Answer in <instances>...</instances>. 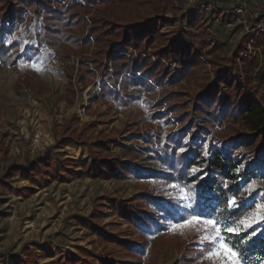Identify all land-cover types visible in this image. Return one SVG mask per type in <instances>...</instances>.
Masks as SVG:
<instances>
[{
	"label": "rangeland",
	"instance_id": "rangeland-1",
	"mask_svg": "<svg viewBox=\"0 0 264 264\" xmlns=\"http://www.w3.org/2000/svg\"><path fill=\"white\" fill-rule=\"evenodd\" d=\"M152 2L133 19L159 18L154 26L161 40L155 46L167 45L173 36L193 34L205 59L194 75L182 76L175 60L172 66L179 78H167L163 87L147 89L129 83L124 75L109 81L114 69L108 63L106 69L99 50L116 44L111 35L104 38L108 43L93 42L84 54L67 46L54 50L44 43L36 59L16 65L0 61V179L10 166L25 168L48 149L78 164L64 172L67 182L34 187L29 197L16 193L31 187L19 174L4 179L0 264H212L204 259L209 247L201 239L204 233L169 231L194 209L211 213L197 203L192 190L180 185L172 162L171 139L179 140L173 144L177 148L191 140L188 125L177 120L184 112L198 120L196 139L207 155L222 152L238 158L241 173L249 178L246 188L264 181V136L256 137L242 124H215L197 103L211 86L227 92L219 80L223 74L240 82L236 85L243 98L250 81L264 90V40L258 49L252 45L263 33L264 12L252 8L245 16L237 14L243 0ZM17 8L21 20L12 38L34 44L41 17ZM98 8L100 17L111 19L104 5L86 10L87 18L98 15ZM240 48L247 49L241 54L247 62L235 60ZM137 55L130 49L129 56ZM171 106L185 110L171 113ZM143 195L156 196L158 202L142 204ZM185 195L191 199L185 200ZM249 197L256 205L264 203V186ZM125 202L135 206L130 217L121 211ZM248 230L264 235V221Z\"/></svg>",
	"mask_w": 264,
	"mask_h": 264
},
{
	"label": "trees",
	"instance_id": "trees-1",
	"mask_svg": "<svg viewBox=\"0 0 264 264\" xmlns=\"http://www.w3.org/2000/svg\"><path fill=\"white\" fill-rule=\"evenodd\" d=\"M152 4V0H0V61L3 65H16L19 61L36 59L40 56L44 43L54 50L61 51L67 46L77 53L84 54L93 42L108 43L104 38L111 35L117 39L116 44L110 46L107 51L102 48L99 50L104 54L106 69L109 68L108 64L114 69L107 76L109 81L113 76L119 78L124 75L125 80L134 85L147 89L163 87L167 78L170 81L179 78L172 66L175 60L181 68L182 76L194 75L205 59L202 58L201 43L193 34L173 36L168 39L167 45L155 46L156 42L161 40V35L154 26V22L159 18L141 21L133 19L135 13L142 9L147 10ZM18 5L24 12L41 17L42 26L34 44L25 45L23 41L12 38L21 20ZM95 5H104V10L109 11L111 19L100 17V8L96 9L99 16L93 15L88 19L85 11L91 10ZM88 24L91 27L87 31ZM102 27L105 31L101 30ZM262 40L264 33L257 36L253 47L258 49ZM130 49H135L138 55L129 56ZM148 49H151V52L147 55ZM244 51L247 49H238L235 52V60L247 62L248 58H241ZM100 66L101 64L96 67ZM219 80L225 85L227 92H223L220 87H209L198 97V110L207 114L215 124H242L256 137L264 136V90L253 86L250 81L245 84L246 97L243 98L239 86L236 85L240 84L238 80L225 74ZM183 110L185 108L181 106L169 108L171 113ZM177 120L188 125L187 131L191 135L190 142L181 146L183 152L180 151L181 148L173 146L179 140L171 139V157L178 167L176 174L180 185L192 190L197 203L208 207L214 217L224 222H238L244 216L251 215L256 209V203L245 192L249 178L241 173V161L222 152L207 155L196 139L199 124L194 114L184 112ZM96 162L101 167H109L107 162ZM77 166L75 160L62 159L59 153L48 149L42 157L27 162L25 168L12 165L4 170L0 187L4 185V179L19 174L31 187L18 189L16 193L29 197L34 193V187L41 188L52 181L67 182L69 177L64 172ZM194 168L198 169L195 173L192 171ZM233 196L240 202L241 208L232 210L226 207L228 200ZM140 202L156 204L158 198L143 195ZM131 203L125 202L121 205V211L126 217L131 216L135 207ZM252 231L247 230L239 236H233L231 243L242 248L247 264H264V235H251L249 238Z\"/></svg>",
	"mask_w": 264,
	"mask_h": 264
},
{
	"label": "snow or ice",
	"instance_id": "snow-or-ice-1",
	"mask_svg": "<svg viewBox=\"0 0 264 264\" xmlns=\"http://www.w3.org/2000/svg\"><path fill=\"white\" fill-rule=\"evenodd\" d=\"M37 70L41 71L42 69L37 68ZM180 151L183 152L184 149L181 148ZM192 171L195 173L198 169L194 168ZM258 186H264V181L261 182V185H257L256 181H253L245 188V192L250 195ZM172 187L178 186L172 185ZM225 187H227V183H225ZM181 191L183 192L185 190L181 189ZM183 198L185 200L191 199L187 195ZM249 206L251 207V205ZM186 207H191V204L186 205ZM226 207L235 210L241 208V204L233 196L228 200ZM255 207L256 212L244 216L238 222L232 221L231 223L224 222L218 217H213L211 213L194 209L192 215L187 218L182 217L179 223H173L169 231L184 234L186 230L194 229L198 233H204L201 239L209 243L204 259L211 261L212 264H247L244 251L237 244L231 243V238L233 236H239L242 232H246L249 228H252L254 223L264 221V203L258 204ZM232 214L234 215L235 211ZM255 234V230H253L249 234V238Z\"/></svg>",
	"mask_w": 264,
	"mask_h": 264
},
{
	"label": "built area",
	"instance_id": "built-area-1",
	"mask_svg": "<svg viewBox=\"0 0 264 264\" xmlns=\"http://www.w3.org/2000/svg\"><path fill=\"white\" fill-rule=\"evenodd\" d=\"M192 1H197V0H192ZM249 1H252V2H249ZM252 8L258 9V10H264V4H260L256 0H243V3L240 4L235 9V12L239 15L245 16L249 12V10ZM262 32L264 33V28L262 29Z\"/></svg>",
	"mask_w": 264,
	"mask_h": 264
}]
</instances>
